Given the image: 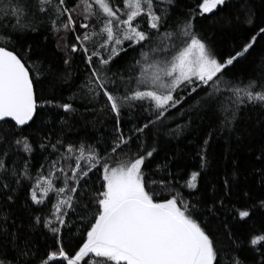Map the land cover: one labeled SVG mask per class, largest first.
I'll list each match as a JSON object with an SVG mask.
<instances>
[{
  "label": "snow or ice",
  "instance_id": "snow-or-ice-1",
  "mask_svg": "<svg viewBox=\"0 0 264 264\" xmlns=\"http://www.w3.org/2000/svg\"><path fill=\"white\" fill-rule=\"evenodd\" d=\"M197 7L177 13V0H0V264H264V224H253L247 239L225 225L227 245L208 230L221 213L236 223L264 218V168L255 184L239 187L234 172L201 190L208 139L197 171L185 173L175 156L156 161L159 135L182 134L185 126L171 127L178 119L210 118L209 127L218 122L232 132L244 111L264 113V56L247 76L232 71L264 38V19L251 0ZM197 16L253 34L222 58L196 30ZM38 33L55 39V62L30 43L17 50ZM44 81L53 95L68 90L66 101L38 103L35 85ZM42 114L59 120L34 128ZM78 116L104 131L68 135ZM257 159L264 161V150ZM20 192L36 206L27 227H42L55 250L41 253L23 237L13 211Z\"/></svg>",
  "mask_w": 264,
  "mask_h": 264
},
{
  "label": "trees",
  "instance_id": "trees-1",
  "mask_svg": "<svg viewBox=\"0 0 264 264\" xmlns=\"http://www.w3.org/2000/svg\"><path fill=\"white\" fill-rule=\"evenodd\" d=\"M200 2L201 0H177L176 11L177 13H186L189 8H195L198 11L197 5ZM232 3L236 4L237 0H232ZM251 5L257 13L258 21L264 19V0H251ZM237 10V8H229V11L233 13ZM218 18L212 17L208 19L197 16L195 21L196 30L201 32L205 38H208L209 44L214 47L222 58H226L240 51L253 33L243 25L226 26L223 23H217ZM29 43L32 44L35 55H39L41 59H49L53 62L57 60L55 53L56 42L52 36H46L43 33L29 35L17 45V50L26 47ZM262 56H264V38H259L250 53L240 58L232 71L241 77L247 76L257 70ZM77 62L79 63V61ZM35 88L39 97L38 103L41 104L49 99L54 100V102H65L69 95L68 90L57 91L53 95L47 85V81L37 83ZM81 111H83L82 108ZM53 119L59 120V117L54 114H42V120L38 121L34 128L43 121ZM92 119L93 117L91 116L84 118L78 116L76 121H74L75 127L71 128L68 135L74 138L83 136L85 133L88 135H100L104 131L102 127L97 125L96 128H93L91 123H85L86 120L91 121ZM209 122L210 118L203 120L193 118L191 122L186 117L178 119L171 127L175 128L177 123L185 126L182 134L171 136L161 133L159 135L156 144L158 148L156 161H163L165 158L175 156L176 164L185 173L197 171L200 165L197 153L200 152L201 148L205 147L204 141L208 139L206 152L210 167L199 179L201 190L204 189L205 185L212 183L222 185L225 178L230 180L233 178L234 172L236 173L235 181L239 187L243 188L255 184L259 178L258 170L264 168V161L257 159L261 155V151L264 150V113L257 109L244 111L235 126V130L232 132L221 131L218 128V122H212V126L209 127ZM97 128L99 131H97ZM29 131H33V129H29ZM209 132L212 133L210 138ZM148 143L149 147H151L152 139H149ZM36 159H40L39 148H37ZM36 167L38 168L39 165L37 164ZM175 167L174 165V171ZM33 172L35 173V169ZM187 178V175H185L184 179L186 180ZM185 194H188L186 189ZM18 196L19 199L13 211L18 220H22L25 225L23 237L32 240L41 253L47 250H55L51 239H45L42 227H36L35 231L27 227L30 223V216L35 214L30 212V206L31 209L36 206L31 205V201L27 200L24 192L18 193ZM253 224L257 228L262 226L264 218L256 216L248 223H236L231 216L221 213L219 219L211 220L208 224V230L216 238L218 245H227L225 225L230 226L236 236L247 239ZM217 233H219V236H217ZM66 250L74 254L75 241L68 245ZM242 255L247 256L249 259L251 258L250 253H242Z\"/></svg>",
  "mask_w": 264,
  "mask_h": 264
}]
</instances>
